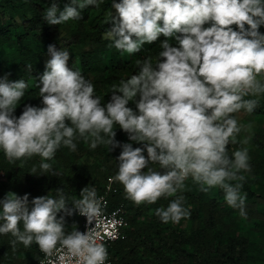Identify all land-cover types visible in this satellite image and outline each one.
Segmentation results:
<instances>
[{"label": "clouds", "instance_id": "obj_1", "mask_svg": "<svg viewBox=\"0 0 264 264\" xmlns=\"http://www.w3.org/2000/svg\"><path fill=\"white\" fill-rule=\"evenodd\" d=\"M102 3L70 0L60 10L53 0L43 19L54 26L82 20L85 8ZM112 9L103 33L109 47L134 56L159 41L158 54L137 60L135 74L113 83L102 103L93 81L69 67L70 52L48 45L51 58L33 85L40 106L24 104L17 116L30 84L0 78V151L9 163L39 157L40 173L58 175L51 162L62 147L120 148L109 183L122 185L137 206L171 198L154 210L162 223L190 218L189 179L204 193L221 189L227 206L246 217L251 137L241 134L253 123L241 114L252 115L264 98V0H112ZM117 129L129 142L116 140ZM79 195L69 203L65 188L31 200L9 192L0 199V235L12 237L13 253L36 244L46 257L63 250V264H107L108 249L90 228L66 231L67 217L79 214L91 225L102 214L95 187Z\"/></svg>", "mask_w": 264, "mask_h": 264}, {"label": "trees", "instance_id": "obj_2", "mask_svg": "<svg viewBox=\"0 0 264 264\" xmlns=\"http://www.w3.org/2000/svg\"><path fill=\"white\" fill-rule=\"evenodd\" d=\"M53 0H0V78L10 81L24 79L30 84L21 105L40 106L36 80L49 60L48 45H55L70 52L69 67L79 69L86 79H91L96 92L105 103L113 83L137 71L136 61L147 56L155 57L161 50L159 41L145 45L142 52L129 56L109 47L103 33L112 27L106 23L112 9V0H103L100 7L89 6L82 11V20L63 25H50L43 19L44 11ZM63 10L70 0H56ZM119 2V0H116ZM260 31L264 33V26ZM164 37L161 36L160 40ZM32 71H27V65ZM251 98V97H248ZM133 106L134 105H130ZM246 123L252 122L248 145L252 172L247 175L242 194H247V216L238 209L227 206L221 189L201 192L191 179L184 195L191 216L178 224L162 223L155 215L157 207H166L168 199L154 205H135L125 198L122 185L114 182L115 193L109 196L110 208L122 205L127 220L125 237L113 243L109 249L111 264H264V98L252 115L243 114ZM118 127V126H117ZM116 140L129 142L127 134L117 129ZM134 147L141 145L133 144ZM239 147L230 146V151ZM121 149L108 152L103 145L89 150L78 142L77 151L62 147L51 163L58 175L40 173V158L26 162L9 163L0 151V199L9 192L20 196L29 194V200L42 195H54L55 189L65 188L69 203L80 198L86 186L95 187L99 195L106 178L117 172L115 158ZM146 153V151H145ZM35 167L36 173H31ZM158 167V166H152ZM72 205L69 204V207ZM77 217H67L66 231L75 228ZM78 221V220H77ZM75 224V225H74ZM10 235H0V264H37V245L29 248L17 245L13 253Z\"/></svg>", "mask_w": 264, "mask_h": 264}, {"label": "built area", "instance_id": "obj_3", "mask_svg": "<svg viewBox=\"0 0 264 264\" xmlns=\"http://www.w3.org/2000/svg\"><path fill=\"white\" fill-rule=\"evenodd\" d=\"M146 155L147 153H145V156ZM113 184L114 182L111 184L109 183V177L106 178L103 190L98 195L104 198L102 214L96 221H93L91 225L87 224L86 217L75 214L79 222V231L85 232L90 228L101 242L106 245L108 252L113 243L124 239V232L127 227V220L122 205H117L113 208H110L109 205V196L115 193ZM37 251L39 253L37 264H63L62 258L65 256L63 250L58 249L51 257H46L45 254L39 250L38 246ZM107 264H111L110 255Z\"/></svg>", "mask_w": 264, "mask_h": 264}, {"label": "rangeland", "instance_id": "obj_4", "mask_svg": "<svg viewBox=\"0 0 264 264\" xmlns=\"http://www.w3.org/2000/svg\"><path fill=\"white\" fill-rule=\"evenodd\" d=\"M241 115H242L241 122L246 123L245 118L243 117V114H241ZM75 227H77V230H79V222L77 221V219H76V225H75Z\"/></svg>", "mask_w": 264, "mask_h": 264}]
</instances>
